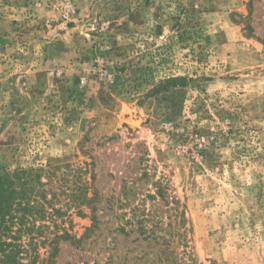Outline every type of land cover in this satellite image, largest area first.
<instances>
[{"label": "rangeland", "instance_id": "rangeland-1", "mask_svg": "<svg viewBox=\"0 0 264 264\" xmlns=\"http://www.w3.org/2000/svg\"><path fill=\"white\" fill-rule=\"evenodd\" d=\"M19 169L44 205L3 237L22 263L264 264V0H0Z\"/></svg>", "mask_w": 264, "mask_h": 264}, {"label": "trees", "instance_id": "trees-1", "mask_svg": "<svg viewBox=\"0 0 264 264\" xmlns=\"http://www.w3.org/2000/svg\"><path fill=\"white\" fill-rule=\"evenodd\" d=\"M32 180L33 176L26 169L0 173V264H35L36 262L37 254L27 263H22L19 260L18 257L22 253L20 246L17 245L19 237L13 236L19 232L28 234L29 241L33 242L37 239L36 234H31L33 228H30L31 221L29 220H34V223L37 219L40 220L44 216L41 215L44 213V205L38 201L39 198L31 190ZM15 222L18 224V228L11 234V242L8 243L3 240V237L12 233L10 226L16 224ZM58 237L62 240L70 238L67 234ZM48 239L45 238V240ZM51 240H57V236ZM9 246L10 250L8 251ZM56 251L57 248L53 247L47 257L41 258L42 264H53L52 259ZM10 259L13 260L12 263H9Z\"/></svg>", "mask_w": 264, "mask_h": 264}, {"label": "crops", "instance_id": "crops-1", "mask_svg": "<svg viewBox=\"0 0 264 264\" xmlns=\"http://www.w3.org/2000/svg\"><path fill=\"white\" fill-rule=\"evenodd\" d=\"M80 42V41H79ZM81 51V48H77V46H75V48L73 49V52H71V55L75 56V59H72V61L69 60V64H70V68L74 71V73L76 72H80L84 67H87L88 65H84L80 60L77 59V57H80L81 55L79 54ZM49 52V48L47 49V53ZM64 54H60L59 56H48L45 60V62L43 64L40 65V67L38 66L37 70L35 71L36 73H40V71H42L40 74H46V78H50V72L56 67L59 66L60 64L64 63L62 62V56ZM74 60V61H73ZM42 69V70H40ZM51 69V71H50ZM50 71V72H48ZM76 79V77H75Z\"/></svg>", "mask_w": 264, "mask_h": 264}]
</instances>
